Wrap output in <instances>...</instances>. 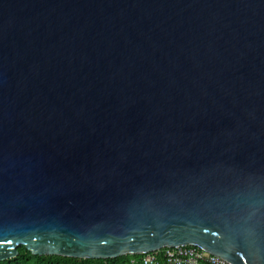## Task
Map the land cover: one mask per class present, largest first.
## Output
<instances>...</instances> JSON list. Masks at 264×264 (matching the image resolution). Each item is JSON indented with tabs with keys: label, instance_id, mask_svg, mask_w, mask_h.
Wrapping results in <instances>:
<instances>
[{
	"label": "water",
	"instance_id": "1",
	"mask_svg": "<svg viewBox=\"0 0 264 264\" xmlns=\"http://www.w3.org/2000/svg\"><path fill=\"white\" fill-rule=\"evenodd\" d=\"M22 245L264 264V0H0V261Z\"/></svg>",
	"mask_w": 264,
	"mask_h": 264
},
{
	"label": "built area",
	"instance_id": "2",
	"mask_svg": "<svg viewBox=\"0 0 264 264\" xmlns=\"http://www.w3.org/2000/svg\"><path fill=\"white\" fill-rule=\"evenodd\" d=\"M232 264L196 245L164 247L148 253L134 255L132 264Z\"/></svg>",
	"mask_w": 264,
	"mask_h": 264
},
{
	"label": "trees",
	"instance_id": "3",
	"mask_svg": "<svg viewBox=\"0 0 264 264\" xmlns=\"http://www.w3.org/2000/svg\"><path fill=\"white\" fill-rule=\"evenodd\" d=\"M19 255L12 259L0 261V264H132L134 255H122L115 258H75L59 255H36L24 245L19 246ZM159 264H165L161 261Z\"/></svg>",
	"mask_w": 264,
	"mask_h": 264
}]
</instances>
